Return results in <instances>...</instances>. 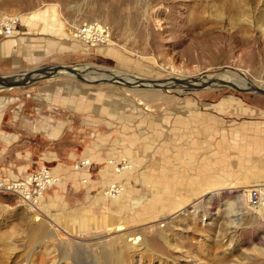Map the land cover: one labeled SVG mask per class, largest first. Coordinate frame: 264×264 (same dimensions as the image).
<instances>
[{"label": "rangeland", "instance_id": "1", "mask_svg": "<svg viewBox=\"0 0 264 264\" xmlns=\"http://www.w3.org/2000/svg\"><path fill=\"white\" fill-rule=\"evenodd\" d=\"M10 19L0 77L92 67L194 79L229 69L264 88V0H0V23ZM92 22L108 28L119 56L75 37ZM126 89L51 75L0 86V163L7 153L27 175L46 167L58 180L36 211L0 194V264H264V218L243 194L256 185L248 171L264 166V94L217 86L149 103L145 90ZM184 100L198 112H179ZM199 112L214 117L195 127ZM4 139L13 147L1 149ZM86 215L97 222L79 224Z\"/></svg>", "mask_w": 264, "mask_h": 264}, {"label": "bare ground", "instance_id": "2", "mask_svg": "<svg viewBox=\"0 0 264 264\" xmlns=\"http://www.w3.org/2000/svg\"><path fill=\"white\" fill-rule=\"evenodd\" d=\"M160 13H161V10H156V13H155V16H154L155 19H157V17L159 16ZM13 20L14 19H10L8 22H6V24L9 23V22L12 23ZM6 24H5V22H1L0 23V28L3 27V26H5ZM12 28H13V26H12ZM67 33L69 34V31ZM106 45H107L105 47L106 49L105 48L103 49L102 54H104L105 56H111V57L116 56V55L119 56V54H116L114 52L113 45L110 43L109 40H108V43ZM48 71L45 70V72L47 74L44 72V70H40L39 73H33L31 75H29V73H24V74H21V75H17V77L19 78V80L13 78L14 79L13 81L7 80L9 77H6V78L5 77H2L1 78V81L4 84L7 83V82H26V81L29 82L31 80L33 81V79H35V78L44 77L46 75H51V77H59V76H61V77H63V76L76 77V78L78 77L79 79H81L82 81H84L86 83H87V81H89L91 83L97 82L98 84L99 83H101V84L116 83L118 85L120 84L123 87H125V86L127 87V89H126L127 90L126 91L127 93L128 92H132L134 94L135 92H137L139 90H145L141 94H142L143 97L146 98V100L149 103L150 102H153L154 99H155V97H157L156 94H158V93L161 94L162 91L165 94H171V95H175V96H179L180 97V96H184L186 94H189V92H191L193 90H197L199 88L205 90V89H208V88H211V87H217V86H220V87L226 86V87L235 88V89H239V90H249V89H252V90L256 91L258 89L257 86L255 87V85H253L252 83L247 82L246 81L247 78H245L244 76H242V74L235 73V72H233L232 70H229V69L224 70V71H222L220 73L219 72H215V73H213V75H211V74L205 75L206 72H201V73H198L197 75H195L194 76V79H191V77H183L184 75H182V76H176V77H173V78L171 77V78H168V79H165V80H157V79L156 80H151V79H146V78H140V77H137V76L132 75V74L123 73V72H120V71H117V70H114V69H106V68L105 69H103V68L102 69L101 68L94 69L92 67H78V68L77 67H73V68L58 67L56 70L52 69L50 72H48ZM86 71H87V75H88L87 78H82L81 76H83L85 74H82L81 72H86ZM83 77H85V76H83ZM140 87H144V88H140ZM1 89H4V87L1 86ZM152 90L154 92H152ZM262 90H264V88ZM133 96H135V97L137 96L138 97V95H133ZM139 99H142V98H139ZM142 101L145 102L144 99ZM187 102H188V100H184L183 103L187 104L188 106H186V107H180L179 108L180 109L179 112H182L183 113V112L186 111V109L187 110L189 109L190 110V113H191L192 110L196 112V109H198L197 108L198 106L193 101L192 102H188V103ZM140 103H142V102H140ZM149 108L150 107L147 106V109H149ZM139 110H140V108L137 109L138 112H140ZM194 115H196V114H194ZM152 139H154V138H152ZM258 153L259 152L257 151V154ZM86 156H88L87 157V158H89L88 160H94L95 159L94 158L95 157V153H91V154H88L87 153ZM110 157L112 158V155H110ZM131 157L134 159L135 158V155H131ZM88 163L89 162H86V161L83 163L84 164V168H86L87 166H89ZM109 163H110V161H109ZM117 163H119V162H117ZM138 164H139V162H138ZM124 169H128V166L127 167H124ZM251 181H252V179H251ZM246 184H248V183H246ZM259 185L260 184H258L257 186H259ZM250 188H252V186ZM110 191L112 193L113 192V189L110 190ZM114 192H116V191H114ZM120 192L122 193V191H119V193ZM106 194L105 195L107 196V199L109 198V199H113L114 201H116V198L110 197L109 193H106ZM119 197H120V194H119ZM139 204H140V202H133V203L130 204V206L132 205V207H133L132 209L134 211V207L138 206ZM250 208L253 210V212L255 214H258L257 215L258 217L264 218V207H263V205H259V204L256 205V206L251 205ZM86 216H87V219L84 218L85 220H81V223H80V221L78 223L79 224H82L83 222L86 223L88 221V223H91L92 225H94L97 222V219L93 218L91 215H86ZM108 227L109 228H107V231H110V232L112 230H117V228L120 229V225H116L115 227L112 226V225H108ZM132 240L135 241L136 238H134ZM135 244H136V242L131 243L130 245L132 246V245H135ZM143 244L144 243L141 242V243L138 244V246H143ZM117 264H122V261L121 260H118L117 261Z\"/></svg>", "mask_w": 264, "mask_h": 264}, {"label": "built area", "instance_id": "3", "mask_svg": "<svg viewBox=\"0 0 264 264\" xmlns=\"http://www.w3.org/2000/svg\"><path fill=\"white\" fill-rule=\"evenodd\" d=\"M16 19L13 22L7 23L0 28V34L10 36L12 26L16 24ZM74 35L79 40L90 46L106 45L108 40L111 41V33L104 25L95 22L79 25L74 28ZM80 166H84L81 163ZM57 178L46 167H41L34 173L28 174L24 179L17 181H0V194L9 195L16 200L26 205L30 210H38L44 192L56 185ZM243 194H247L250 205H263L264 207V184L250 189H245Z\"/></svg>", "mask_w": 264, "mask_h": 264}, {"label": "crops", "instance_id": "4", "mask_svg": "<svg viewBox=\"0 0 264 264\" xmlns=\"http://www.w3.org/2000/svg\"><path fill=\"white\" fill-rule=\"evenodd\" d=\"M66 33V32H65ZM65 36H67V34H65ZM67 37H69V36H67ZM67 42H69L70 44H68L69 45V47H72V48H77L76 46H78V42H76V43H74L75 41H67ZM11 45L12 44H10V43H7V45H5L6 47H5V49H9V47H11ZM82 46H84L83 44H81ZM84 47H86V46H84ZM87 48V47H86ZM88 49H80V51H82V52H84V53H87L88 51H87ZM102 51L103 50H100V53L102 54ZM102 55H104V54H102ZM20 75V74H19ZM3 77H9V78H13L14 76H3ZM18 79V77H17V75L15 76V79ZM188 102H192V101H190V100H188ZM194 102V101H193ZM195 103V102H194ZM88 104V105H87ZM196 104V103H195ZM87 105V106H86ZM78 106H80V107H82L83 109H85V108H88L89 106H90V102H86V104L85 103H82L81 105L78 103ZM199 107V106H198ZM94 112L96 111V109L95 110H93ZM104 113H105V115H107V112H106V110L104 109V111H103ZM196 112H198V111H196ZM95 113H97V112H95ZM100 113V112H99ZM195 113V112H194ZM194 113L192 114V117H194L195 118V127H197V125H198V120H200L202 117H204V116H206V117H214L213 115H209V114H207V113H196V115H194ZM117 114V113H116ZM187 115V114H186ZM108 116H112V115H108ZM118 120H124L125 119V121H128V122H130V119L126 116V117H123V116H120V117H118L117 118ZM126 119H128V120H126ZM181 120H182V118H181ZM183 120H185V121H187V119H183ZM211 122H214V121H211ZM131 123V122H130ZM214 123H216V122H214ZM108 126H110L112 123L109 121V119H107V123H106ZM186 124H187V122H186ZM248 133H250L249 135H251L252 133H254V131L253 130H251V131H249ZM260 134H262V133H260ZM151 135H153V134H151ZM150 135V136H151ZM153 137H154V135H153ZM3 138V137H2ZM155 138V137H154ZM159 138V137H158ZM5 141V143H6V145H5V147L4 146H2L1 147V149L2 148H6L7 147V149H10V148H12L13 147V143L11 142V141H7L6 142V139H4ZM252 140H250V142H251ZM161 143V142H160ZM252 143V142H251ZM16 144V143H15ZM264 143H261V145H259V147L261 148V149H263L261 152H263L264 153V147H262V145H263ZM3 145H4V143H3ZM17 145H19V147L18 148H22V146H21V141L20 142H18V144ZM167 147H169V145H167ZM251 147V146H250ZM115 149V148H114ZM115 151H112V152H110V153H108V154H111V153H114ZM255 156H256V154H257V150H255ZM107 154V155H108ZM116 154V153H115ZM2 155H4V158H5V161H4V163L2 162V163H0V181L1 180H4V181H17V180H22V179H24L26 176H27V171H25V165H23V163H21V161H19V163H12L11 162V155H9V154H7V153H3ZM106 155V156H107ZM202 155V153L200 154V156ZM244 163H246L245 161H244ZM248 164V163H247ZM248 170H250V169H248ZM25 171V172H24ZM22 172H24V173H22ZM105 172H106V170H105ZM247 172V171H246ZM52 173V172H51ZM53 174V173H52ZM106 174H108L107 172H106ZM247 175H248V177H249V179L247 180L248 181V186H250V185H254V184H256L255 185V187L258 185V184H260V185H263L264 184V166L262 167V168H260V169H257V171L255 170H252L251 169V171H249L248 173H247ZM254 175V176H253ZM253 177V178H252ZM243 179V178H242ZM251 179H252V181H251ZM254 179V180H253ZM243 182H244V180H243ZM250 182V183H249ZM250 184V185H249ZM259 185V186H260ZM252 187H254V186H252ZM250 187H248V189H249ZM246 189V188H245Z\"/></svg>", "mask_w": 264, "mask_h": 264}, {"label": "water", "instance_id": "5", "mask_svg": "<svg viewBox=\"0 0 264 264\" xmlns=\"http://www.w3.org/2000/svg\"><path fill=\"white\" fill-rule=\"evenodd\" d=\"M58 67H54V70H56ZM1 78L2 77H0V86H3L4 88H10V87H18V86H22V85H26V84H28L29 82H7V83H3L2 81H1ZM237 90V89H236ZM239 91H241V90H239ZM256 92L257 93H260V94H264V90H262V89H257L256 90Z\"/></svg>", "mask_w": 264, "mask_h": 264}]
</instances>
